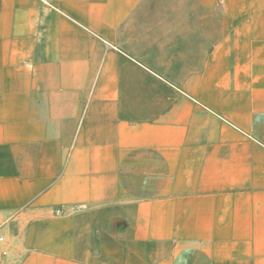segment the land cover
<instances>
[{
	"label": "crops",
	"instance_id": "crops-1",
	"mask_svg": "<svg viewBox=\"0 0 264 264\" xmlns=\"http://www.w3.org/2000/svg\"><path fill=\"white\" fill-rule=\"evenodd\" d=\"M6 264H264V0H0Z\"/></svg>",
	"mask_w": 264,
	"mask_h": 264
},
{
	"label": "built area",
	"instance_id": "built-area-1",
	"mask_svg": "<svg viewBox=\"0 0 264 264\" xmlns=\"http://www.w3.org/2000/svg\"><path fill=\"white\" fill-rule=\"evenodd\" d=\"M6 236L2 231V226L0 225V264H6L7 252L5 249Z\"/></svg>",
	"mask_w": 264,
	"mask_h": 264
}]
</instances>
